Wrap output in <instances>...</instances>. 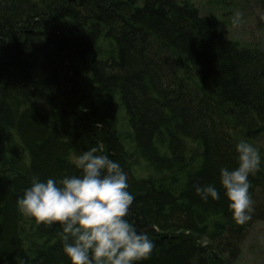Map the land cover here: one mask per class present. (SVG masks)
Segmentation results:
<instances>
[{
	"label": "trees",
	"instance_id": "1",
	"mask_svg": "<svg viewBox=\"0 0 264 264\" xmlns=\"http://www.w3.org/2000/svg\"><path fill=\"white\" fill-rule=\"evenodd\" d=\"M240 135H264V45L194 2L0 0V264H71L60 228L17 198L33 176L77 173L91 146L128 173V219L156 245L139 264H235L264 219L262 166L243 224L220 184ZM208 183L219 200L196 193Z\"/></svg>",
	"mask_w": 264,
	"mask_h": 264
},
{
	"label": "clouds",
	"instance_id": "2",
	"mask_svg": "<svg viewBox=\"0 0 264 264\" xmlns=\"http://www.w3.org/2000/svg\"><path fill=\"white\" fill-rule=\"evenodd\" d=\"M242 14L237 12L234 23ZM237 165L219 169L220 184L228 207L238 223L252 219L250 175L262 166L260 149L246 139L235 145ZM77 173L41 179L33 176L30 186L17 198L21 213L38 223L57 225L63 252L71 264H139L156 247L147 232L138 231L128 219L135 196L129 191L128 173L118 160L91 146L73 155ZM204 201L220 199L215 184H196Z\"/></svg>",
	"mask_w": 264,
	"mask_h": 264
},
{
	"label": "rangeland",
	"instance_id": "3",
	"mask_svg": "<svg viewBox=\"0 0 264 264\" xmlns=\"http://www.w3.org/2000/svg\"><path fill=\"white\" fill-rule=\"evenodd\" d=\"M190 1L194 2L204 14H213L219 29L241 44L264 45V0ZM237 12L242 15L239 17V23H234ZM237 138L250 141L260 149L264 156V135L251 139L240 135ZM262 167L264 168V162H262ZM148 169L145 162L135 168L139 173L148 172ZM235 264H264V219L256 221L250 227L243 243L242 253Z\"/></svg>",
	"mask_w": 264,
	"mask_h": 264
}]
</instances>
